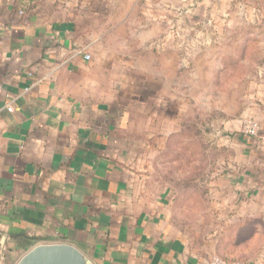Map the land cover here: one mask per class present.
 I'll use <instances>...</instances> for the list:
<instances>
[{"label":"crops","instance_id":"crops-1","mask_svg":"<svg viewBox=\"0 0 264 264\" xmlns=\"http://www.w3.org/2000/svg\"><path fill=\"white\" fill-rule=\"evenodd\" d=\"M71 2L85 5V18L53 0H0V258L33 239L72 244L88 264H209L170 220V192L151 193L133 164L126 100L141 94L142 82L128 87L126 68L173 65L178 4L206 8L214 26L192 31L220 37L198 45L220 60L239 49L222 36L238 34L245 20L252 39L241 45L244 61L256 67L245 114L260 129L237 160H253L254 148H264V0H129L112 27L109 0ZM131 11L143 17L127 28ZM132 41L138 53L127 52Z\"/></svg>","mask_w":264,"mask_h":264},{"label":"rangeland","instance_id":"rangeland-1","mask_svg":"<svg viewBox=\"0 0 264 264\" xmlns=\"http://www.w3.org/2000/svg\"><path fill=\"white\" fill-rule=\"evenodd\" d=\"M109 1L108 25L112 27L126 15L123 9L129 0ZM53 2L67 12L76 7L79 16L85 18L81 12L84 4ZM173 10L172 22L168 23L173 28V65L126 68L128 87L136 89V83L142 82L141 94L126 100L133 108L129 128L137 138L133 164L151 193L170 192V220L188 239L192 253L207 262L218 256L240 264H258L264 260V148H254L257 153L253 160H237L246 148L244 139L258 137L242 132L248 118V75L256 67L245 64L247 51L241 45L252 36L242 31L247 26L242 20L237 25L238 34L222 36L223 41H236L239 49L226 53L221 60L213 58L211 49L200 50L198 45L212 44L220 37L204 30L201 34L192 31L214 26L204 20L206 8L194 3L190 11L180 4ZM131 12L124 20L127 28L143 17ZM126 47L128 53L140 51L133 41ZM143 62L148 64L149 60ZM245 166L249 171L243 170ZM25 251L22 248L12 256L8 251L9 256L4 254L0 264H14Z\"/></svg>","mask_w":264,"mask_h":264},{"label":"water","instance_id":"water-1","mask_svg":"<svg viewBox=\"0 0 264 264\" xmlns=\"http://www.w3.org/2000/svg\"><path fill=\"white\" fill-rule=\"evenodd\" d=\"M14 264H88V260L74 245L53 242L35 244Z\"/></svg>","mask_w":264,"mask_h":264},{"label":"built area","instance_id":"built-area-1","mask_svg":"<svg viewBox=\"0 0 264 264\" xmlns=\"http://www.w3.org/2000/svg\"><path fill=\"white\" fill-rule=\"evenodd\" d=\"M85 60L90 59V55L88 53L84 54ZM260 129V123L258 120L252 117H248L245 119L243 124V135L247 137H253L258 135ZM209 264H240L239 262H232V261H226L218 256H213L210 258Z\"/></svg>","mask_w":264,"mask_h":264},{"label":"trees","instance_id":"trees-1","mask_svg":"<svg viewBox=\"0 0 264 264\" xmlns=\"http://www.w3.org/2000/svg\"><path fill=\"white\" fill-rule=\"evenodd\" d=\"M36 244V242L32 239V240H30V242H28L27 244H24L23 245V248H25L26 250H28L29 249V245H32V246H34Z\"/></svg>","mask_w":264,"mask_h":264}]
</instances>
